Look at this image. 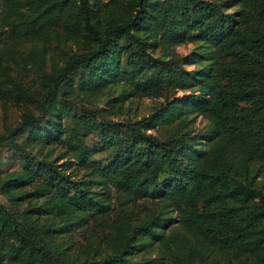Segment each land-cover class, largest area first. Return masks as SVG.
I'll list each match as a JSON object with an SVG mask.
<instances>
[{
  "label": "trees",
  "instance_id": "trees-1",
  "mask_svg": "<svg viewBox=\"0 0 264 264\" xmlns=\"http://www.w3.org/2000/svg\"><path fill=\"white\" fill-rule=\"evenodd\" d=\"M238 1L0 0V100L21 108L3 134L21 167L0 176V264H264V189L236 173L264 171V0ZM67 41L58 63L50 48ZM187 42L199 51L177 54ZM27 67L33 81L12 76ZM132 93L172 97L161 114L176 134L92 105ZM190 112L211 123L205 146L181 132ZM55 138L61 162L42 153Z\"/></svg>",
  "mask_w": 264,
  "mask_h": 264
},
{
  "label": "rangeland",
  "instance_id": "rangeland-1",
  "mask_svg": "<svg viewBox=\"0 0 264 264\" xmlns=\"http://www.w3.org/2000/svg\"><path fill=\"white\" fill-rule=\"evenodd\" d=\"M226 8L228 11L233 12L237 7L239 8V1L238 0H223ZM53 42L52 44H54ZM51 44V45H52ZM198 43L196 42H187L183 44H179L175 46V52L182 56H189L194 54L196 51H199L197 47ZM74 45L71 42L60 43L59 46L55 45L50 48V51L53 53V58L58 62L61 63L62 59L66 57L67 53L69 52L70 48ZM28 48V46L26 47ZM155 54H159V49L155 51ZM48 63H50V58L48 59ZM196 67V64H188L186 63L187 69H193ZM12 76L16 79L20 76L21 79L31 82L37 75V71L31 67L22 69L20 72L17 70H12ZM120 90L119 87H115L114 92H118ZM172 96H178L182 99L184 104L188 101V96L192 92L190 89H181V90H174ZM107 95L102 94L99 98L94 100L95 103L92 105L100 106L102 110V115L106 118L113 119V120H127V119H139L142 117H146L150 122L151 126L149 129L152 133L159 135L162 138L169 137L171 135L176 134L177 131V120L173 123L168 124L165 123L162 116V109L166 107L167 101L172 100V97L168 100L164 98L162 95H138V94H130L127 98L123 101H120L121 108L110 107L109 105L105 104V99ZM89 104V103H88ZM90 105V104H89ZM181 110V114H186L185 110L179 107ZM21 108L14 107V106H7L0 100V176L3 175L5 172L10 171L12 169H17L21 167V162L18 157V153L14 152L13 149H10V144L6 141L3 137L4 131L9 128H13L19 119V113ZM188 117H193V121L186 127L181 128V132H189L191 136H194L193 141H196V137L199 140L198 145L205 146L208 142L209 134L208 130L211 128V123L201 116L200 114L190 112L187 114ZM50 121V120H49ZM59 120H55V123H59ZM27 129L24 131L22 135H20L21 139H24L25 135L27 134ZM20 140V139H18ZM61 142L59 138H55L53 145L49 148L44 149L42 153L49 152L51 157H56L58 162L64 161L68 159L67 156L58 157L57 155L62 154L63 149L61 148ZM88 143L91 144L89 141ZM200 143V144H199ZM35 153L36 149H32ZM17 153V154H16ZM66 155V154H64ZM105 152H95L94 157L99 159H104ZM261 165L258 161H248L245 162L242 166L239 167L236 173L239 176L244 177L245 179L252 181L254 184L262 186L264 189V171L261 170ZM115 203L118 202L117 197H114ZM0 202L6 204L7 206L10 205L7 198L0 193ZM152 206V203L147 199H138L136 202L133 203L132 207L136 212L143 213L145 207ZM172 217L175 219L177 215L175 212L170 213ZM67 230L62 231V235L64 236H72L74 239H80L75 228L73 226H68ZM75 231V232H74ZM79 237V238H78ZM156 252L151 249H142L141 251L134 250V253L130 254L131 258L133 259H141L143 257H149L155 255ZM102 256L99 254L96 258ZM232 264H249V262L245 259H233Z\"/></svg>",
  "mask_w": 264,
  "mask_h": 264
}]
</instances>
